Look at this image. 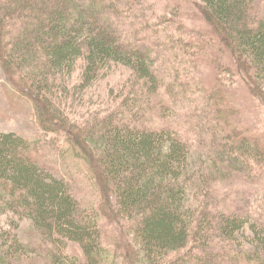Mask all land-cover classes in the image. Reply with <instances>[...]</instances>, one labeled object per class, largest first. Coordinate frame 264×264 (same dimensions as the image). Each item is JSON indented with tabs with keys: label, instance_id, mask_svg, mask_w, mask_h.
I'll list each match as a JSON object with an SVG mask.
<instances>
[{
	"label": "trees",
	"instance_id": "1",
	"mask_svg": "<svg viewBox=\"0 0 264 264\" xmlns=\"http://www.w3.org/2000/svg\"><path fill=\"white\" fill-rule=\"evenodd\" d=\"M195 1L241 61L226 71L264 93V0ZM142 6L0 0V63L37 106L43 131L69 138L58 146L0 132V223L13 216L17 225L0 238V264H264V194L253 192L262 182L264 144L236 128L237 115L218 100L222 89L202 94L203 83L180 64L162 74L165 59L179 57L175 36L153 26ZM80 61L76 88L91 87L115 64L134 72L111 89L114 110L85 124L71 119L61 99L74 89L69 80ZM43 142L84 160L104 218L117 224L122 241H110L101 211H89L76 192L70 164L59 173L38 158ZM239 177L246 186L235 183ZM25 219L39 246L46 237L39 255L29 256L36 242L18 232ZM71 242L85 261L57 252Z\"/></svg>",
	"mask_w": 264,
	"mask_h": 264
},
{
	"label": "rangeland",
	"instance_id": "2",
	"mask_svg": "<svg viewBox=\"0 0 264 264\" xmlns=\"http://www.w3.org/2000/svg\"><path fill=\"white\" fill-rule=\"evenodd\" d=\"M141 2L143 3L141 8L145 12L142 14L152 22L153 26L156 24L161 31L166 30L167 34L175 36L176 45L174 46L179 52V57L171 58V61H166L164 58V67H161L162 74L168 71L167 68L171 64L175 68L180 64L185 67L184 72H186L189 79L203 83L202 94L222 89L223 96H219L218 100L225 99L226 101L221 105L226 107L225 110L231 108L232 112L237 115L236 128L260 139L263 145L264 93L261 91L256 93L250 88V84L243 81L242 77L238 75L234 77L233 75V78L226 71L227 67L237 70L241 61L220 39L215 28L209 23L204 9L199 6L200 3L195 0H141ZM170 26L171 28H169ZM163 34L165 33L162 32ZM162 38H165V35ZM177 41L182 44L184 49L178 50L181 46L179 47ZM156 64L160 63L156 62ZM84 70V61L78 62L77 72L69 80L74 89L70 90L68 97H61L64 101L63 107L68 115L73 121L81 124H85L97 116L106 118L114 110L111 101V89L127 83L134 75L129 67L115 64L105 70L103 77L91 87L87 89L76 88L75 86L83 82ZM217 106L212 103V109H220V106ZM199 108L201 110L207 109L201 103ZM36 109L38 108L33 100L15 86L12 78L6 72L5 66L0 63V132H15L34 141H47L49 144L58 143V146H64L69 140L68 136L64 133L61 136L58 134L49 135L48 132L43 131L40 126L39 112ZM47 143L43 142L40 145L42 152L37 155L38 158L42 162H47L59 173H66L67 166L64 168V163L70 164L71 167L67 170L76 178L74 183L76 192L90 207L89 211H101L99 214L104 218L105 213L103 211L104 207L101 206L100 190L86 177L88 167L84 160L76 158L74 153L58 155L51 145L48 144V148H45ZM263 172L264 170L259 171V174L262 175V182L259 183L261 186L253 188L256 197L264 194ZM249 173V169L246 168L244 174L249 175ZM235 183L238 186H246L247 184L244 183L242 177L237 178ZM241 191H244V188ZM245 194L247 198H251L250 194ZM244 198L242 197V199ZM20 223L21 228L18 229V232L22 239L26 243L36 242L34 248L37 251L35 253L30 252L29 256L39 255L38 251H43L45 248L42 243H44L46 237H42L43 240L41 246H39L32 221L25 219ZM16 226L13 216L3 217L0 223V238L3 236L4 230L12 227L16 228ZM104 226L111 242L122 241L119 238L120 231L117 224L104 218ZM69 246L67 251L61 249L57 252H65V254L85 261V254L78 244L71 242ZM53 248L52 250L56 251ZM58 248H62V245L58 244ZM113 250L114 254H118L115 247ZM116 264H123V261L118 259Z\"/></svg>",
	"mask_w": 264,
	"mask_h": 264
}]
</instances>
